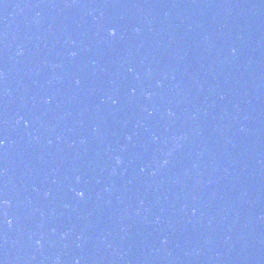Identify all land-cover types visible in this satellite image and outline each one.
<instances>
[{"label": "water", "instance_id": "95a60500", "mask_svg": "<svg viewBox=\"0 0 264 264\" xmlns=\"http://www.w3.org/2000/svg\"><path fill=\"white\" fill-rule=\"evenodd\" d=\"M0 264H264V0H0Z\"/></svg>", "mask_w": 264, "mask_h": 264}, {"label": "snow or ice", "instance_id": "6c2138e0", "mask_svg": "<svg viewBox=\"0 0 264 264\" xmlns=\"http://www.w3.org/2000/svg\"><path fill=\"white\" fill-rule=\"evenodd\" d=\"M113 34H115V29H113ZM79 195H80V196H83L84 193H83V192H80Z\"/></svg>", "mask_w": 264, "mask_h": 264}]
</instances>
